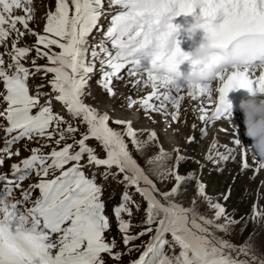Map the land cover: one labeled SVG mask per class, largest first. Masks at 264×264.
Segmentation results:
<instances>
[{"label": "snow or ice", "instance_id": "obj_1", "mask_svg": "<svg viewBox=\"0 0 264 264\" xmlns=\"http://www.w3.org/2000/svg\"><path fill=\"white\" fill-rule=\"evenodd\" d=\"M193 3L200 5L196 18L201 12L215 17L207 31L217 49L209 64H201L209 75L198 95L186 91V76L179 70L177 57L187 59L179 32L171 42L174 53L162 51L170 44V32L180 26L174 18L188 14ZM33 4L0 0V264H123L134 251L139 255L129 264H264V253L251 238L236 244L221 235L230 234L240 221L220 197L207 193L203 181L188 206L181 202L194 173L180 174L185 157L179 146L174 164L167 163L170 154L162 145L142 156V164L133 150L139 154L150 147L158 138L155 130L142 140L143 130L135 129L133 121L113 118L86 99L98 71L97 82L111 97L114 82L127 76L139 77L130 85L134 89L150 86L157 65L167 62L172 72L167 86L153 83L146 95L126 97L127 106L139 105L149 118L159 113L178 123L182 102L189 98L201 122L200 134L206 136L220 120H232L229 92L264 93V0H55L39 31L33 25ZM106 14L103 38L90 44ZM29 36L35 38L31 45L25 41ZM36 77L41 82L30 84ZM216 81L220 86L213 91ZM57 103L63 112L55 110ZM236 137L224 152L216 138L207 158L216 165L234 162L242 143L238 130ZM195 140L187 138L188 143ZM22 150L29 155L13 160ZM242 157L241 174L251 168L247 148ZM86 169L94 171L89 175ZM261 170L255 167L254 175ZM108 181L122 187L112 209L120 241L107 235L112 226L104 199ZM157 181L172 186L161 188ZM230 195L229 189L223 200ZM198 198L211 216L197 210ZM140 212L143 219L133 223ZM252 216L264 219L258 202ZM144 236L150 237L146 244L134 243Z\"/></svg>", "mask_w": 264, "mask_h": 264}, {"label": "rangeland", "instance_id": "obj_2", "mask_svg": "<svg viewBox=\"0 0 264 264\" xmlns=\"http://www.w3.org/2000/svg\"><path fill=\"white\" fill-rule=\"evenodd\" d=\"M49 6H55V0H34L33 7L35 9V20L33 25L37 28V30H42L45 24L46 16L45 12L49 8ZM17 14H23L22 12H17ZM100 24L103 26L101 29H98L93 32L90 37V44H94L95 42L101 40L103 38V31L109 25V15H104L100 21ZM34 37H25V41L27 44L31 45L34 41ZM24 41H22L23 43ZM6 60H10V57L6 56ZM45 61L41 60L39 63L43 64ZM139 77L127 76L124 82H114L115 88V96H109L105 91L102 90L101 86L98 84L99 79V71L93 76V79L90 83V90L92 95L87 99V102L96 106L100 111H107L113 118H120L124 120H131L133 121V127L138 130H143L140 132V138L143 140L145 136L148 135V130H155L157 134V139L154 140L150 147H148L143 153H137L133 150V155L143 164L144 160L142 156L144 155H151L156 153L160 146H163V149L167 150L169 155L168 164H174L177 160V157L180 153L176 151L177 146H179L180 152L184 155L185 159L179 163V172L180 174L188 175L190 173H194L193 176H190L187 182L185 183V187L187 192L180 198L181 202L188 206L190 204L191 198L196 192V186L200 181L206 185L207 193L213 197V199L220 197V202L225 203L227 211L235 216L237 220L240 221L239 224L235 225L234 230L230 234L221 233L230 241L241 244L243 241L251 238L257 251L259 253H264V219L260 217L252 216L254 212V205L257 204L261 212H264V170H261L258 175H254L253 169L257 166V162L253 159L252 153L249 151L248 146L253 144V139L247 135L246 132V125H245V116H242L240 112L232 113V119H237L233 122L238 123V119L244 123L245 130L241 132L238 128L239 137L242 141L241 146L237 147L234 153L235 160L233 162L232 159H229L226 163L221 161L219 165L214 164L211 160H209L208 154L212 151L210 145L212 142L218 138L219 140V150L221 152L225 151L224 146L228 145L229 147L232 146V141L236 137V128L235 124L233 125L230 120L222 119L215 126L211 127L208 131L206 136H201L200 133V125L201 122L199 121L197 128H192L194 123V119H188V131L184 130L185 114L183 111L190 110L191 116L198 118V113L192 108V102L187 104L186 102H182V106L180 109V121L178 123H173L170 120L168 115H163L159 113H151L150 118L145 115V112L141 110L140 106L137 105L135 107L129 108L127 106V99L129 95L135 97H142L146 95V93L151 91L150 86L140 87L138 89H134L130 87L132 82ZM41 80L39 77L30 80V84L35 85L40 83ZM215 86V85H214ZM184 93L182 92L181 95ZM215 95V93H214ZM189 100V98H186ZM261 99H264L261 97ZM190 106V107H189ZM55 110L63 112V108L60 104H55ZM173 111L172 107H169V112ZM243 113V111H242ZM67 115L66 113H64ZM244 114V113H243ZM238 117V118H237ZM242 117V119H241ZM167 118L169 121H167ZM172 124H169L170 122ZM191 121V122H190ZM190 122V123H189ZM242 123V125H243ZM147 124V125H141ZM168 124V126H166ZM192 124V125H191ZM165 125V126H164ZM181 127V131H174V126ZM190 125V126H189ZM239 126V125H238ZM237 126V127H238ZM113 127H118L113 125ZM173 127V129H171ZM224 128L227 129V132L223 131L213 137L211 134V129L213 128ZM192 128V129H191ZM191 129V130H190ZM163 130V131H162ZM168 130V131H167ZM195 130V131H192ZM162 131V132H161ZM171 131H174L171 133ZM195 132V133H190ZM218 131V130H216ZM182 133L184 136H180L179 134ZM198 133V135H196ZM211 133V134H210ZM163 134V135H162ZM1 135L3 133L1 132ZM225 135H229V137H224ZM172 136V137H171ZM189 136H195L196 140L193 143H188L187 138ZM199 136V137H198ZM175 139L176 148L172 149L173 146L169 145L170 139ZM178 141H177V140ZM222 140V141H221ZM177 142V143H176ZM93 145L96 144L95 141H90ZM178 144V145H177ZM209 145V148L207 147ZM248 145V146H247ZM130 144V148H131ZM245 148L248 151V162L251 165L249 170L243 171L241 174V165H242V153L244 152ZM103 155V153H100ZM215 153L213 152V155ZM29 153L27 151L22 150L21 157H14L13 160H19L22 157L28 156ZM11 161L6 163L10 164ZM221 169V170H218ZM89 175L92 174L94 171L93 169H86ZM254 177V178H253ZM155 179V177H153ZM35 177H32V180H35ZM97 179L99 182V175L97 174ZM161 188L164 187H171V183L161 184L157 181ZM25 185L29 183V181L24 182ZM231 190L230 198L225 202L223 200V194H225L228 190ZM122 193V187L112 181H108L105 184V191H104V199L106 201V213L111 218V230L107 233V235L111 237H115L117 241H120L121 234L117 228V222L114 218L112 209L113 207L119 203L120 197ZM15 194H19L16 192ZM38 195V192L36 193ZM136 199H140L139 196L135 197ZM197 210L200 213H203L206 216H211L212 211L208 207L207 204L204 203L203 199L198 198L197 202ZM143 219V212H140L134 218L133 223H137L139 220ZM247 225L246 229H244V225ZM243 229V230H242ZM139 228H133L132 231L136 232L139 231ZM150 239L149 236H144L140 240L135 241V244L143 245ZM119 247L123 249L125 246L120 243ZM139 251L132 252L131 255H125L123 261L128 262L131 259L137 257Z\"/></svg>", "mask_w": 264, "mask_h": 264}, {"label": "clouds", "instance_id": "obj_3", "mask_svg": "<svg viewBox=\"0 0 264 264\" xmlns=\"http://www.w3.org/2000/svg\"><path fill=\"white\" fill-rule=\"evenodd\" d=\"M200 7L199 4L193 3L189 6L190 11L188 14H194L196 8ZM208 8L214 6L209 5ZM215 17L211 14L205 16L204 12H201V18H196L190 22L186 27L180 25L179 28L172 30L168 36L169 46H166L162 51L165 55L174 53L175 45L171 43L174 39L175 32H179L181 28L187 32L189 37L193 41V46L191 51H182L187 54V59L183 57H177L180 66L185 63V61L197 62L195 66L185 75L187 80L186 91L192 95H198L200 92V86L205 81L206 77L209 75L208 71L201 67V64H209L211 58L216 53L217 49L215 47V40L212 35L207 31L209 25L214 23ZM203 32V38L199 41L196 40L197 36ZM154 80L150 82L156 84L160 87L167 86V82L172 78V72L168 70L167 62L164 64L157 65L154 73ZM220 86L219 81H216L213 91L215 88ZM231 107L229 108L230 114L233 113V103L230 101ZM239 107L242 109L245 116L246 132L249 137L253 139V144L248 147L249 151L253 155V159L257 162L260 167H264V99H261L257 94L251 93L248 98L242 99L240 101ZM231 120V118L229 119ZM238 130V128H236Z\"/></svg>", "mask_w": 264, "mask_h": 264}, {"label": "bare ground", "instance_id": "obj_4", "mask_svg": "<svg viewBox=\"0 0 264 264\" xmlns=\"http://www.w3.org/2000/svg\"><path fill=\"white\" fill-rule=\"evenodd\" d=\"M182 20H183V18H182L181 16H178V17H175V18H174V21H173V22H180V21H182ZM181 30H182V28L180 29V31H181ZM238 90H239V89H237V90L234 89V90H232L231 92H229V94H228V98H229V100L233 103V114H234V112H240V111H241V110H238V108L235 106V105H236L235 103H236L238 100H240V99L243 98V97L239 96ZM244 90H246V89H244ZM258 96H259L260 98H261V97L264 98V93H260ZM236 98H237V99H236ZM183 102H186L187 104H189V102H192V101H191V99H189V100L185 99ZM191 106H192V108L195 110V107H194L193 102H192V105H191ZM189 107H190V106H189ZM195 111H196V110H195ZM183 113L185 114V118H183L185 121L187 120V118H188V119H194V123L197 124V125L199 124V120H198V118H195L194 115H193V117H192V116H191V112H190V110H185V111H183ZM240 114H241L242 116H244V114L242 113V111H241ZM237 118H238V117H237ZM241 119H242V117H241ZM223 120H224V119H223ZM227 120H228V119H227ZM236 120H237V119H234V118H233L232 120H230V122L232 123V122H234V121H236ZM167 121H169L168 118H167ZM190 122H191V121H190ZM190 122H189V123H190ZM168 123H169V124H172L171 121L168 122ZM242 123H243L242 120L240 121L239 119H238V123H236V122L234 123L236 126L239 125L238 128H239V130H240L241 132H243V131L245 130L244 123H243V125H242ZM232 124H233V123H232ZM141 125H142V126H143V125L145 126V125H147V124H141ZM187 125H188V122H186V124L184 125V130H185V131H188V129H187L188 126H187ZM191 125H192V124H191ZM164 126H165V125H164ZM166 126H168V124H166ZM189 126H190V125H189ZM168 127H169V126H168ZM174 128H175L174 131H181V130H180L181 127H177V125L174 126ZM192 128H193V127H192ZM192 128H191V129H192ZM171 129H173V127H172ZM191 129H190V130H191ZM199 129H200V128H199ZM218 129H219V128H217V127L211 129V133H212V134H211V133H210V134H211L213 137L215 136V135H214L215 133H216V135H219L222 131H216V130H218ZM162 131H163V130H162ZM162 131H161V132H162ZM167 131H168V130H167ZM174 131H171V133H173V135H174V133H175ZM182 131H183V130H182ZM182 131H181V132H182ZM192 131H195V130H192ZM197 131H198V130H197ZM197 131H195V132H197ZM147 132H148V131H147ZM195 132H191V131H190V133H195ZM182 133H183V132H182ZM182 133L179 134V132H178V133L176 132V134H179L180 136L183 137L184 134H182ZM223 133H224V131H223ZM199 134H200V133H199ZM162 135H163V134H162ZM196 135H198V133H196ZM171 137H172V136H171ZM198 137H199V136H198ZM224 137L227 138V137H229V135H225ZM176 140H177V139H176ZM174 141H175L174 138L169 140V142H170L169 145H172V146H173L172 149L176 148V144H175ZM177 141H178V140H177ZM221 141H222V140H221ZM176 143H177V142H176ZM177 145H178V144H177ZM209 145H210V144H208V146H207L208 148H209ZM247 146H248V145H247ZM248 147H249V146H248ZM248 158H249V157H248Z\"/></svg>", "mask_w": 264, "mask_h": 264}]
</instances>
